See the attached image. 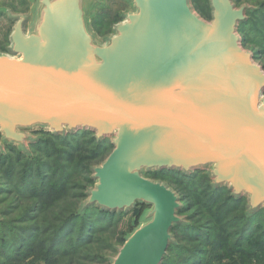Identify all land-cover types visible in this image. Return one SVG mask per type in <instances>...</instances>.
Masks as SVG:
<instances>
[{
	"label": "water",
	"instance_id": "obj_1",
	"mask_svg": "<svg viewBox=\"0 0 264 264\" xmlns=\"http://www.w3.org/2000/svg\"><path fill=\"white\" fill-rule=\"evenodd\" d=\"M28 33L15 22L0 54V151L27 153L29 131L94 133L111 153L92 167L80 210L144 207L109 264H162L186 224L178 195L152 172L206 171L213 188L264 210V69L238 27L252 10L208 0H127L131 11L99 42L89 19L103 0H33Z\"/></svg>",
	"mask_w": 264,
	"mask_h": 264
},
{
	"label": "trees",
	"instance_id": "obj_2",
	"mask_svg": "<svg viewBox=\"0 0 264 264\" xmlns=\"http://www.w3.org/2000/svg\"><path fill=\"white\" fill-rule=\"evenodd\" d=\"M250 7L252 10L239 25L238 34L242 46L246 42L257 45L251 52L256 61L264 57V1ZM4 11L0 9V13ZM252 33L259 36V42L251 39ZM41 133L48 140L37 137L28 145L27 153L9 144H3L0 151V264H28L29 259L30 264L34 261L82 264L86 257L80 254L101 241L98 235L117 234L120 217L129 213H108L96 208L80 210L86 190L93 187L90 169L106 159L101 154L105 146L112 151L110 139L96 141L89 131L63 136ZM85 148L89 153L83 158ZM202 172L208 184H201L199 189L192 177ZM147 175L167 177L178 186L184 183L182 191L173 189L165 180L149 178L166 183L181 204L189 202L178 212L186 224L172 229L175 243L169 246L162 264H222L232 259L235 261L231 264H250L251 259L264 264V210L248 215L246 199H234L225 187L213 188L206 171L184 175L163 170L148 173L146 178ZM77 177L82 178L84 185L73 188L72 182ZM190 188L193 190L187 191ZM70 190L77 192L67 201L66 193ZM143 209L130 211L138 213L130 232L118 237L121 245L112 247L103 243L104 251L113 249L117 253L137 225ZM95 257L83 264H109V258ZM74 259L79 262L73 263Z\"/></svg>",
	"mask_w": 264,
	"mask_h": 264
},
{
	"label": "rangeland",
	"instance_id": "obj_3",
	"mask_svg": "<svg viewBox=\"0 0 264 264\" xmlns=\"http://www.w3.org/2000/svg\"><path fill=\"white\" fill-rule=\"evenodd\" d=\"M263 1L264 0H238L235 2V6L239 7L243 4L255 6V5L261 4ZM191 3H192V7L197 12V14H199L204 20L210 21V10L208 6V0H191ZM33 8H34L33 0H0L1 11L3 9L6 10L3 13H0V54L7 53L8 46H9V36L15 25V22L10 20L9 17L7 16V12L9 11L13 15L26 16L28 18V21L26 22L24 26V32L28 33L30 25H31L32 16H33L32 15ZM129 11H131V7L128 4L127 0H103L102 1V6L98 7L89 19L90 29L96 35L99 42H103L104 38L112 34V29L114 25L118 24L119 22H122L123 15ZM250 37L254 42L260 41L259 36H257L255 33H252ZM243 47L245 50L252 52L253 50L257 48V45H255V43L252 44V43L246 42ZM255 62L258 65L262 66L264 69V57L263 56L257 59ZM27 134L33 138L41 137L42 140L43 139L48 140L49 138L46 134H43L39 131H29L27 132ZM108 141L109 140L106 141V144ZM0 144H2L1 140H0ZM85 149H86V153L84 154L83 158L87 157L89 153L88 148H85ZM110 153H111L110 148L107 149L105 146V150L101 154L103 155L102 156L103 158L105 157L107 158V156ZM99 160H101V157L99 158ZM94 163H91V164H94ZM88 165H90V163ZM147 176L148 178H153V179L158 178V179L165 180L169 182V184L172 186L173 189L182 190V188L185 187L184 183H182L181 186L175 185L173 180L167 177H164V176L163 177H158V175L156 177H150L149 175ZM192 182L195 185L198 184L197 187L199 189L202 188L201 184L203 183L208 184V180L205 176V172L195 174L192 177ZM82 183L83 181L81 177L75 178L74 182H72L73 188L79 187L80 185L83 186L84 183L83 184ZM192 190L193 188H190L187 191H192ZM76 192H73L71 190L68 191L66 193L68 199L66 200L69 201V197L71 199L72 195ZM63 203H61L60 205H62ZM186 203L188 204L189 202H185V203L182 202V205H185ZM242 205L243 203L240 205V209ZM192 211H196V210L194 209ZM237 211H239V209H237ZM137 213H138V210L129 212L127 215L120 217L119 223H118V229L120 231L118 233L116 232L117 234L114 233L115 235H112V232H109V233H104L103 235H98V238H102L101 241L91 246L86 253L80 254L86 257L82 259L81 263L83 264L88 258L91 260L95 256H96L95 258L97 259H101V257H103V259H106V257L107 258L114 257L116 255L115 251L113 249L104 251L103 247L105 246H103V243H107V244L109 243L110 245H112V247L121 245V244H118V241H117L118 237L121 235V233L123 235V234H127L130 232L134 224V219ZM192 215H193V212H192ZM76 261L79 262L78 259H74L73 263ZM231 261L234 262L235 260L232 259ZM231 261L222 262V264H231ZM255 261H256L255 259L254 260L251 259L250 264H256ZM27 263L30 264L31 260L29 259ZM42 263L43 262L41 261H34V264H42ZM87 264H90V263H87Z\"/></svg>",
	"mask_w": 264,
	"mask_h": 264
}]
</instances>
